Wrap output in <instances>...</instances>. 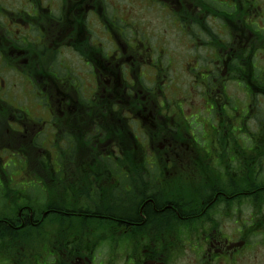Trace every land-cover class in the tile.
I'll return each instance as SVG.
<instances>
[{"label": "flooded vegetation", "instance_id": "obj_1", "mask_svg": "<svg viewBox=\"0 0 264 264\" xmlns=\"http://www.w3.org/2000/svg\"><path fill=\"white\" fill-rule=\"evenodd\" d=\"M0 104V143L30 155L28 178L0 179L30 228L0 264H241L264 246V0H0ZM251 179L245 202L224 191ZM137 185L158 226L113 215Z\"/></svg>", "mask_w": 264, "mask_h": 264}, {"label": "trees", "instance_id": "obj_2", "mask_svg": "<svg viewBox=\"0 0 264 264\" xmlns=\"http://www.w3.org/2000/svg\"><path fill=\"white\" fill-rule=\"evenodd\" d=\"M3 106L4 108L6 107V109H8L7 105L5 104H0V107ZM249 171H251V167H249ZM218 186V185H217ZM220 187V186H218ZM248 189L249 190V193L246 194V193H243V194H239L238 197L240 198V200L242 202H245V199L247 196H252V192H251V189H252V185L249 183V181H247L242 189H239L238 187L236 186H232L231 188L229 189H225L224 191L227 193V194H230V193H236L238 191H243ZM117 192H120V191H117ZM247 195V196H246ZM10 196V194H9ZM117 198H120V197H117ZM122 199V198H120ZM240 201V202H241ZM12 206H11V211L12 212H4V211H0V225H2V229L0 230V251H4L6 252L9 248L12 247V243H14L16 241V239L20 236H22V234H24L23 236H29L30 234V228H25L24 231H20L21 234L19 233V235H16V231L13 230L12 228H14V226L17 224V218H15V214H14V207L17 205L16 204V201L15 200H12ZM132 202H133V205L131 208H123V207H118L120 204L116 203V211L115 213H113V215L116 217L117 220H120L121 222H125V223H129V222H132V221H135V222H142L143 221V218L146 217L147 219H150L152 218L151 215L156 213L153 209H152V202H149L145 205V207L142 209V215L139 213L138 211V206H137V199L132 197ZM168 206H171V204H168ZM171 208V207H169ZM158 210H160V207L158 206ZM166 210H168L166 208ZM98 219V223L99 224H106L107 220H103L101 217L100 218H96ZM260 225L259 226H262L264 227V217H259L258 219ZM250 222H252V220L250 219ZM254 232V228L252 226L249 227V233H253ZM8 244H9V247H8ZM8 247V248H7Z\"/></svg>", "mask_w": 264, "mask_h": 264}, {"label": "rangeland", "instance_id": "obj_3", "mask_svg": "<svg viewBox=\"0 0 264 264\" xmlns=\"http://www.w3.org/2000/svg\"><path fill=\"white\" fill-rule=\"evenodd\" d=\"M186 109L188 110V106L186 107ZM5 154H6V161H8L9 159L11 160L5 164V168L3 172L5 170H8L10 174H13L15 172H19L24 169H27V163L25 161L18 162L17 160L18 157L16 155L13 156L12 153H5ZM15 176L16 178L14 180L22 181L23 178L26 176V174L20 172L16 174ZM26 178L28 177H25V179ZM243 213H244V216L242 218V221L244 220V218L248 217L249 212H247V209H246V212H243ZM235 217L236 216H234L233 219L229 217L228 219L224 220L225 228L228 229L227 233L225 234L232 237L233 239H238L237 229H239L240 224L235 223ZM231 228L232 229L235 228V229L231 231ZM224 231L226 232L225 229ZM238 259H239V263L241 264H264V246L259 247L257 252L252 249L244 250L243 253L240 256H238ZM175 264H197V262L195 259V255L191 253L189 250H187L186 255L181 256ZM219 264H222V262H220ZM229 264H232V263H229Z\"/></svg>", "mask_w": 264, "mask_h": 264}, {"label": "bare ground", "instance_id": "obj_4", "mask_svg": "<svg viewBox=\"0 0 264 264\" xmlns=\"http://www.w3.org/2000/svg\"><path fill=\"white\" fill-rule=\"evenodd\" d=\"M253 180L251 179L250 181H249V183L250 184H253V182H252ZM213 187H218V186H216V185H214ZM141 188V185H137L136 187H135V190H134V192H133V194H132V197H135L136 198V195L139 193V190H141L140 189ZM220 201V200H219ZM116 203H118V204H120L121 203V199L120 198H117L116 197ZM108 202L107 203H105L104 205H103V211L104 212H107L108 211ZM2 211H4V212H12L11 210H8V209H3ZM160 223L158 222V221H156L155 219H147V222H146V224L145 225H147V226H158ZM0 228L2 229V225H0Z\"/></svg>", "mask_w": 264, "mask_h": 264}]
</instances>
